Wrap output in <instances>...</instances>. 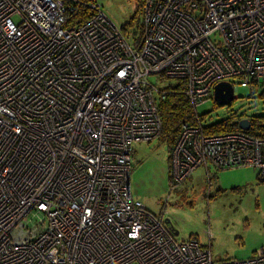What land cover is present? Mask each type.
Wrapping results in <instances>:
<instances>
[{
	"label": "built area",
	"instance_id": "2783aa9c",
	"mask_svg": "<svg viewBox=\"0 0 264 264\" xmlns=\"http://www.w3.org/2000/svg\"><path fill=\"white\" fill-rule=\"evenodd\" d=\"M88 5L70 26L63 0H0V264H264L263 250L217 261L180 241L129 177L133 144L162 134L171 86L149 76L177 80L195 111L222 82L234 99L264 86V0H145L140 36ZM203 122L181 125L169 150L172 189L209 165L264 182V138Z\"/></svg>",
	"mask_w": 264,
	"mask_h": 264
},
{
	"label": "rangeland",
	"instance_id": "374dc122",
	"mask_svg": "<svg viewBox=\"0 0 264 264\" xmlns=\"http://www.w3.org/2000/svg\"><path fill=\"white\" fill-rule=\"evenodd\" d=\"M101 11L117 28L129 21L134 24L126 30L133 33L140 22L137 0H96ZM149 76L159 90L177 84V80ZM264 86L250 96L248 89L240 88L238 99L230 106H221L214 100L199 107L206 124L218 123L233 113L264 117V98H258ZM159 99V94H156ZM130 177L132 195L141 201L148 212L170 220L180 241L197 239L209 246L213 259L246 261L260 250L264 251V182L252 167L217 170L209 165V174L200 167L181 185L172 189L169 155L166 142H135ZM211 179V181H209ZM30 227V226H28ZM211 237V242L209 238Z\"/></svg>",
	"mask_w": 264,
	"mask_h": 264
},
{
	"label": "trees",
	"instance_id": "16d2710c",
	"mask_svg": "<svg viewBox=\"0 0 264 264\" xmlns=\"http://www.w3.org/2000/svg\"><path fill=\"white\" fill-rule=\"evenodd\" d=\"M68 9V21L70 26L82 25L92 18L94 12L89 8L88 0H63ZM138 1V11L143 17V8L145 0ZM137 23V28L134 30V36H140L142 33V18ZM135 20V19H134ZM134 20L129 21L121 28V31L126 33L129 26L134 24ZM180 85L171 86L168 89L165 97L161 98L158 103V111L162 120V134L159 137L160 140L166 142L169 150L174 145L178 138L181 125L189 123L191 125L199 124V122L205 119V114L198 115L183 95ZM258 98H264V91ZM250 118V129L248 131H242L239 126V122L244 118ZM206 130L211 134H220L226 132H244L249 136L264 138V117L262 116H247L238 113H233L229 118L219 121L218 123L206 124Z\"/></svg>",
	"mask_w": 264,
	"mask_h": 264
},
{
	"label": "water",
	"instance_id": "95a60500",
	"mask_svg": "<svg viewBox=\"0 0 264 264\" xmlns=\"http://www.w3.org/2000/svg\"><path fill=\"white\" fill-rule=\"evenodd\" d=\"M214 88V101L221 106H230V104L234 101V98H236L234 94L235 91L231 83L228 84V82H222ZM238 124L242 131H248L251 126L250 119L247 118L242 119ZM176 235H178V232H176Z\"/></svg>",
	"mask_w": 264,
	"mask_h": 264
},
{
	"label": "bare ground",
	"instance_id": "6f19581e",
	"mask_svg": "<svg viewBox=\"0 0 264 264\" xmlns=\"http://www.w3.org/2000/svg\"><path fill=\"white\" fill-rule=\"evenodd\" d=\"M88 1L90 2V1H94V0H88Z\"/></svg>",
	"mask_w": 264,
	"mask_h": 264
}]
</instances>
